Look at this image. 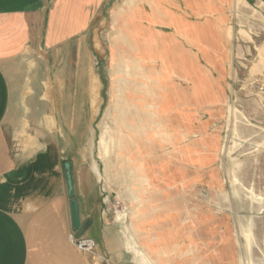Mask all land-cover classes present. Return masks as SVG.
Returning a JSON list of instances; mask_svg holds the SVG:
<instances>
[{"label":"rangeland","instance_id":"1","mask_svg":"<svg viewBox=\"0 0 264 264\" xmlns=\"http://www.w3.org/2000/svg\"><path fill=\"white\" fill-rule=\"evenodd\" d=\"M138 1L107 0L93 40L79 46L102 103L95 102L75 159L96 167L112 220L138 264H264V0H187L204 24L217 23L203 26L205 51L218 53L200 57L197 84L205 93L215 87L219 98L196 108L201 132L175 138L174 122L160 121V104L144 98L156 93L157 78L117 40L119 13ZM129 87L143 104L131 105ZM132 112L138 118L126 120Z\"/></svg>","mask_w":264,"mask_h":264},{"label":"crops","instance_id":"2","mask_svg":"<svg viewBox=\"0 0 264 264\" xmlns=\"http://www.w3.org/2000/svg\"><path fill=\"white\" fill-rule=\"evenodd\" d=\"M106 1L0 0V264H138L112 220L96 167L89 158L75 159L85 149L79 140L89 134L94 107L102 103L79 46L93 40L90 31ZM187 2H132L118 16L124 29L117 40L157 78L156 93L144 98L160 104V121L174 122L172 138L201 132L196 108L219 98L215 87L205 93L197 84L200 57L218 53L205 51L203 26L217 23L204 24ZM127 95L131 105L143 104L133 87ZM137 118L132 112L126 120ZM191 143L201 145L198 139ZM66 161L72 163L81 220L91 221L82 236L95 239L93 251L73 240Z\"/></svg>","mask_w":264,"mask_h":264},{"label":"water","instance_id":"3","mask_svg":"<svg viewBox=\"0 0 264 264\" xmlns=\"http://www.w3.org/2000/svg\"><path fill=\"white\" fill-rule=\"evenodd\" d=\"M65 172H66V180L70 197V213H71V224L72 228L76 233V237H81L84 232L90 226V220L82 222L80 215V205L79 200L76 196L75 186L73 182V171H72V163L70 161H66L65 164Z\"/></svg>","mask_w":264,"mask_h":264},{"label":"built area","instance_id":"4","mask_svg":"<svg viewBox=\"0 0 264 264\" xmlns=\"http://www.w3.org/2000/svg\"><path fill=\"white\" fill-rule=\"evenodd\" d=\"M75 243L86 251H93L97 245L95 239L90 237H74Z\"/></svg>","mask_w":264,"mask_h":264},{"label":"bare ground","instance_id":"5","mask_svg":"<svg viewBox=\"0 0 264 264\" xmlns=\"http://www.w3.org/2000/svg\"><path fill=\"white\" fill-rule=\"evenodd\" d=\"M100 148H101L100 152L103 153V154H106L108 152V150H109V146L106 145V144L102 145V147H100Z\"/></svg>","mask_w":264,"mask_h":264}]
</instances>
